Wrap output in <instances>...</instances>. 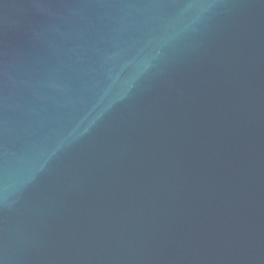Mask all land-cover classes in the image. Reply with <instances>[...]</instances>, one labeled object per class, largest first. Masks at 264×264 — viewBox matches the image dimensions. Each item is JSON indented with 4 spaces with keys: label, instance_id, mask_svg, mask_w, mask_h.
<instances>
[{
    "label": "water",
    "instance_id": "1",
    "mask_svg": "<svg viewBox=\"0 0 264 264\" xmlns=\"http://www.w3.org/2000/svg\"><path fill=\"white\" fill-rule=\"evenodd\" d=\"M0 264H264V0H0Z\"/></svg>",
    "mask_w": 264,
    "mask_h": 264
}]
</instances>
